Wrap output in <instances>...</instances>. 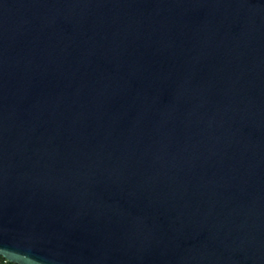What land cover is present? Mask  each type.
Returning a JSON list of instances; mask_svg holds the SVG:
<instances>
[{
	"label": "water",
	"instance_id": "95a60500",
	"mask_svg": "<svg viewBox=\"0 0 264 264\" xmlns=\"http://www.w3.org/2000/svg\"><path fill=\"white\" fill-rule=\"evenodd\" d=\"M0 254L264 264V0H0Z\"/></svg>",
	"mask_w": 264,
	"mask_h": 264
},
{
	"label": "trees",
	"instance_id": "16d2710c",
	"mask_svg": "<svg viewBox=\"0 0 264 264\" xmlns=\"http://www.w3.org/2000/svg\"><path fill=\"white\" fill-rule=\"evenodd\" d=\"M0 264H18V263L9 261L0 254Z\"/></svg>",
	"mask_w": 264,
	"mask_h": 264
}]
</instances>
